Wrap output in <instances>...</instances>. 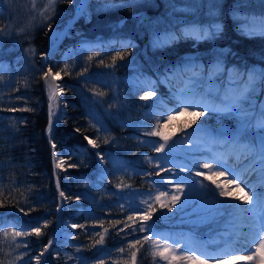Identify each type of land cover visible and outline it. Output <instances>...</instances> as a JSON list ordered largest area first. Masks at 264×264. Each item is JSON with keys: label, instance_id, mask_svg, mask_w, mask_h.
Wrapping results in <instances>:
<instances>
[{"label": "trees", "instance_id": "obj_1", "mask_svg": "<svg viewBox=\"0 0 264 264\" xmlns=\"http://www.w3.org/2000/svg\"><path fill=\"white\" fill-rule=\"evenodd\" d=\"M47 2L0 0V29H3L0 32V189L4 193L0 202L5 204L0 214L12 209L19 211V207L35 209L27 216L19 211L24 217L11 213L0 222L8 230L13 225L31 228L43 225L45 220L49 222L46 228L42 227L39 237L33 234L16 238L18 243L26 241L27 248L9 246L12 237H3L5 229L0 228V262L35 264L34 257L49 240L59 235L55 210L61 202V222L82 224L85 228H77L69 240L60 239L52 246L48 257L51 264H96L100 259L105 264H113V261L130 264L127 241L133 239L131 229H126L127 239L125 232H117L125 222L132 224L127 221L129 214L137 210L143 213L146 205L142 200L151 202L158 189L175 192L170 185L162 183V177L170 179L175 175L176 179L186 177L189 181L196 177L217 193V199L234 203L233 195L219 197V190L210 180L195 175L196 170L208 174L203 167H193L195 162L217 159L226 148L211 143L201 132L184 140L181 129L194 117L177 115L160 129L171 137L170 144L175 142L171 159L164 160L162 165L172 168V173L156 175L158 170L145 157L158 161L161 154L153 151L152 143L163 141L143 133L155 128L157 120L164 119L162 114L175 108L177 97L191 86L189 77L193 76V70L187 65L199 66L196 75L201 76V80L196 91L211 89L213 93L228 86L230 75L239 79L236 71L264 68V36L242 34L241 21L234 16L238 7L241 17L259 20L264 17V0H213L217 5L215 19L222 31L212 40L200 41L183 33L194 25L209 23L207 8L200 7L209 0H95L92 3L90 18L81 17L75 23L71 36L64 40L48 64L53 72L68 65V74L61 71L60 76L67 112L62 121L55 123L51 134L56 153L65 160L57 172L61 190L72 197L68 201L59 197L54 179L53 150L46 135L49 95L42 79L46 71L42 58L50 48L53 28L65 27V20L74 15L75 4L73 0L71 3L57 0L55 14L45 19L39 13ZM169 34L177 38L168 39ZM158 37L165 41L159 47L154 43ZM194 54L195 58L184 57ZM217 60L221 62V71L209 82L207 73ZM150 88L155 89V95L147 102L141 100ZM93 89L105 95H94ZM252 103L257 111L264 107V87H257ZM10 107L30 110L10 112L7 110ZM195 119V124L185 128L187 133H193L202 124L213 135L237 128L235 118L214 112ZM97 128L101 130L98 132ZM85 136L95 140L97 147L93 148ZM97 152L105 157V163H100ZM225 160L227 167L237 169V175L243 173V164L234 157L225 155ZM173 164L187 165L192 169L191 175L173 168ZM104 171L106 175L102 174ZM214 178L224 183L229 177L226 174ZM121 182L130 187L118 189L116 185ZM196 192L182 209L178 204L169 212L154 204L150 234H159L182 246L210 254H217L229 244L234 248L232 243L237 239L241 221L233 228L231 211L224 209L214 216L206 215L201 206L211 201L212 193L199 187ZM188 194L186 187L182 202ZM77 195L81 196L78 201L74 199ZM120 204L124 205V210ZM78 209L82 210L80 215ZM42 215L41 220H33ZM134 219L135 226H139L138 215L134 214ZM113 220L121 223L113 227ZM100 221L109 231L102 246L92 247L99 239L94 233L103 231V228L93 227ZM136 235L142 237L144 233ZM120 247L126 249L124 254L117 251ZM137 248L140 249L137 264H165L158 256L151 255L147 243ZM20 256L24 259L20 260ZM225 264L245 262L229 260Z\"/></svg>", "mask_w": 264, "mask_h": 264}, {"label": "snow or ice", "instance_id": "obj_2", "mask_svg": "<svg viewBox=\"0 0 264 264\" xmlns=\"http://www.w3.org/2000/svg\"><path fill=\"white\" fill-rule=\"evenodd\" d=\"M56 2L57 0H48L47 4L43 6V10L39 14L45 19H51V16L55 14ZM68 2L71 3L72 0H68ZM87 6V0H80V10L82 13L86 10ZM200 7L207 8L209 23L194 25L186 29L183 35L196 41L212 40L222 31V26L217 23L215 19L217 5L213 0H209L207 4H202ZM45 13H47V15H45ZM234 16L237 20L241 21L240 30L242 34L247 36H264V17H261L259 20L255 17H241L238 7L234 10ZM2 31L3 29H0V32ZM176 38V36L169 34L168 39L174 40ZM154 43L159 47L164 44L165 41H162L158 37ZM113 60L115 62V58H113ZM187 67H190L193 70V76L189 77L191 86L177 97V105L175 108L168 110L166 114H162L164 119L157 120L155 128L143 133L144 136L159 137L160 140L163 141V143L158 141L152 143L153 151L157 154H161L159 160L154 161V158L152 157H145V159L158 170L156 175H160V172L172 173V168H167L162 165L164 160L171 159L170 153L175 147V142L170 144L169 141L171 140V137L165 135L160 129L163 126H167V124L175 119L177 115H189L194 117L185 128L190 127L191 124H195V118L203 116L206 113L214 112L221 116L235 118L237 120V128L234 133L220 132L213 135L203 126V124L194 129L193 133H187L185 128H182L181 132L184 133V140H190L192 135L196 132L204 133L211 143L219 144L222 148H226V152L221 154L217 159L210 162H195L193 167L197 169L203 167L208 170L207 175L199 170H196L195 175H203L206 180H210L211 183L215 185V189L219 190V197H229L231 193L226 185L234 184L236 189L244 193L243 196H236L234 199L241 201L242 204L248 205V207H241L240 204L228 203L227 201L217 199V193L214 190L209 188L208 185L198 181H189L186 177L176 179L175 175H172L170 179L162 177V183L170 185L175 189V192H169L166 189H158L156 195L152 197L151 202L148 200H142L141 203L146 205L145 210L142 214H139L138 210L134 213L135 215H138L140 221L139 226H135L136 220L134 219V214H129L127 216V221H132V224L129 225L125 222L124 227L119 228L117 234H119V232H125V239H127L129 233L126 232V229H131L133 239L127 241V249L130 250V264H137V252L140 250L137 248V245L143 247L145 243L149 245L151 255L154 258L158 256L161 261L165 262V264H174V262H176V264H181V262L182 264H225V262L229 260L244 261L245 264H264V191L257 192L254 186H250L242 179L241 175L236 174L237 169L227 167L225 160V155L234 157L239 163L243 164L242 172L258 174L259 182L262 188H264V107L257 111L255 105L252 103L257 87H264V68L257 69L253 67L251 69L246 68L243 72L236 71V77L239 79L230 75L228 86L223 91L217 89L213 93L211 89L197 92L196 86L201 80V76L196 75L199 66L193 67L192 65H187ZM67 68L68 65H65L64 69L53 72L52 68L48 67L47 71L42 73V79L45 82L49 95V133H51L52 128V105L53 103H63L62 101H57V94L63 92L64 87L54 81L61 76V71L68 74ZM221 68V62L217 60L216 64L207 73L209 82H211L214 74L221 71ZM84 71L86 72L87 69ZM81 75H83V73H81ZM0 80H2V77H0ZM16 90L19 91V89ZM93 93L100 97L105 95L103 91H97L95 89H93ZM153 95H155V89L150 88L145 91V94L142 95L140 99L147 102ZM18 99L23 98L18 97ZM7 110L15 112L28 111L30 109L10 107ZM92 127H96V125H92ZM96 130L99 132L101 129L97 128ZM77 131H79V129H77ZM84 139L88 140L93 148L97 147L95 140L89 139L88 136H85ZM105 142H107V140H105ZM141 143L147 142L141 141ZM55 147L56 145L52 144V148L55 149ZM189 147L191 148L192 145L190 144ZM95 155L99 157L101 164L106 162L105 157L101 153L97 152ZM52 156L54 161L58 160L55 152L52 153ZM62 164L63 160L60 159L59 162L55 163V167L61 168ZM70 166L76 167V165ZM173 168H178L179 171L188 172L189 175H191L192 169L187 165L173 164ZM226 174L229 178L224 183H218L214 178L217 176H225ZM174 180L175 183H173ZM197 184H199L201 190L207 189L208 192L212 193L211 201L208 204L201 206L206 215L214 216L219 214L220 209H224L225 211H231L233 228H235L237 222H248L251 236L250 238H245L244 243L246 247L236 250L229 244L217 254H210L206 251L200 252L197 249L189 248L186 245L182 246L180 242L170 241L168 237L159 234H150L152 233V225L149 221L153 218L154 204H159L161 208H167L169 212L176 208L178 204L181 205L182 209L187 203V200L191 199L192 194L196 192ZM242 184L243 187L241 186ZM56 187L62 201L72 199V197L66 196L64 191L60 190L59 179H57ZM116 187L122 189L130 187V185H125L121 182L120 184H117ZM186 187L189 189V194L185 201L182 202L181 196L185 195ZM246 188L247 191H245ZM3 194V190L0 189V196ZM199 194L203 195V193ZM74 199L78 201L81 199V196L77 195ZM2 207H5V204L0 202V208ZM119 207L121 210H124L123 204H120ZM129 207H131V205H129ZM18 210L27 216L30 211H34L35 209L29 207L28 210H25L24 207H19ZM60 211H62V204L56 208V212ZM48 223L49 222L45 220L43 225L37 224L31 228H17L13 225L11 229L8 230L7 226L0 222V228L5 229L3 231V237H12L9 246H14L18 249L21 247L27 248L28 244L26 241L18 243L16 240L17 237H27L33 234L39 237L42 234V227L46 228ZM111 223L113 227H115L120 224L121 221L113 220ZM97 226L103 228V231H97L94 233L99 239L94 241L92 247H95L96 245L102 246L104 244L105 235L109 231L107 228H104L103 221H100L98 225L96 223L93 224V227ZM68 227L72 229H84L85 225L73 223L68 225ZM138 233H144V235L140 237L139 235H136ZM52 243L53 241L49 240L48 244L40 251L39 255L34 257L35 264H48L44 257L46 253H49ZM117 251L124 254L126 249L120 247ZM19 259L23 260L24 257L20 256ZM69 259H72V257H69ZM0 264H2V262H0ZM96 264H105V261L100 259ZM113 264H116V262L113 261ZM125 264H128V261H125Z\"/></svg>", "mask_w": 264, "mask_h": 264}, {"label": "rangeland", "instance_id": "obj_3", "mask_svg": "<svg viewBox=\"0 0 264 264\" xmlns=\"http://www.w3.org/2000/svg\"><path fill=\"white\" fill-rule=\"evenodd\" d=\"M73 3L75 4V9L77 10L78 7H79V5H80V0H73ZM90 14L91 13L89 11L85 12L86 18H90ZM57 27H58V25L53 28V31H52V34H51V40H50L51 43H55L58 40V38L61 35V33L63 32V30H61V31L58 30ZM60 80H61V78L58 77V78H56L55 81L57 82V84L62 85L60 83ZM63 92H59L57 94V101H62L61 99L63 98L62 97L63 96ZM52 109H53V122L56 123V122H58L60 120V118L64 114V102L63 103H53ZM221 132H224V133H234L235 131L224 130V131H221ZM170 157H172V152L170 153ZM57 158H58L57 162H59L60 159L63 160V164L61 166V167H63V165L65 164V160L62 158L61 155L60 156H57ZM241 175H242V179L246 183H248L250 186H254L257 192H260L261 191L262 186L259 183L258 174L252 173V175H249V173H244L243 172ZM254 176H256V177H254ZM191 181H198V182H200V180L198 178H196V177H193V180H191ZM241 186L243 187V185H241ZM198 187H199V184H197L196 190L198 189ZM226 187L229 190V192L231 193V195H233V197L243 196V194H244V193L240 192L238 189H236L235 188V185L233 186L232 184H227ZM245 191H247V188L245 189ZM262 191H264V190H262ZM195 193H197V192H195ZM195 193H193V194H195ZM207 202H209V201H207ZM233 202H234V204H240L241 207H246V205L242 204L241 201L236 200L234 198H233ZM239 225H240V227H239L237 241L244 242L246 237L247 238H250V236H251L250 226H249V224H248L247 221H241ZM71 230L72 229L70 227H65L64 228V231H63V237L69 238L70 231ZM236 245L237 244H235V246ZM253 249H254V247H253Z\"/></svg>", "mask_w": 264, "mask_h": 264}, {"label": "water", "instance_id": "obj_4", "mask_svg": "<svg viewBox=\"0 0 264 264\" xmlns=\"http://www.w3.org/2000/svg\"><path fill=\"white\" fill-rule=\"evenodd\" d=\"M94 0H87V9L90 10V7H91V4ZM76 15L77 13L75 14L74 17L70 18L67 22H68V27H67V31L64 32V34L60 37V40L58 42V44L52 46L48 52V54L45 56V59L43 61V66L44 68L47 69V66H48V61L50 60V58L55 54V52L57 51L58 49V46L61 44V42L65 39V37L67 36L68 33L71 32L72 30V27H73V24L75 23V19H76ZM124 21L121 22V24H123ZM189 57V56H188ZM48 128H49V124H48ZM52 130H53V123H52V128H51V133H52ZM51 133H49L48 129H47V137H48V140L50 141L51 145L53 144L52 141L50 140V137H51ZM53 149V148H52ZM53 152H55V149H53ZM54 176H55V181H56V184H57V179L58 176L56 174V171L54 173ZM59 183H60V180H59ZM47 254V253H46Z\"/></svg>", "mask_w": 264, "mask_h": 264}, {"label": "bare ground", "instance_id": "obj_5", "mask_svg": "<svg viewBox=\"0 0 264 264\" xmlns=\"http://www.w3.org/2000/svg\"><path fill=\"white\" fill-rule=\"evenodd\" d=\"M87 11V8H86V10L83 12V13H85ZM83 13L81 12V10H80V5H79V7H78V9H77V15H76V19H78L79 17H81L82 15H83ZM75 19V20H76Z\"/></svg>", "mask_w": 264, "mask_h": 264}]
</instances>
